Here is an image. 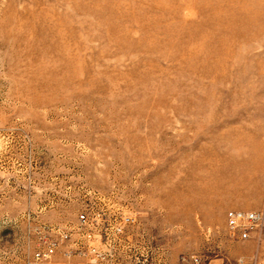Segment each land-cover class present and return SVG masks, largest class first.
<instances>
[{"label": "rangeland", "instance_id": "1", "mask_svg": "<svg viewBox=\"0 0 264 264\" xmlns=\"http://www.w3.org/2000/svg\"><path fill=\"white\" fill-rule=\"evenodd\" d=\"M263 206L264 0H0V264H91L87 212L162 264H264L226 222Z\"/></svg>", "mask_w": 264, "mask_h": 264}, {"label": "built area", "instance_id": "2", "mask_svg": "<svg viewBox=\"0 0 264 264\" xmlns=\"http://www.w3.org/2000/svg\"><path fill=\"white\" fill-rule=\"evenodd\" d=\"M98 204H105L104 198L95 195ZM87 213L80 216L81 226L91 225L95 230L84 233L85 246L80 242L76 251L66 252V256L79 255L90 261L91 264H162L155 255L159 248L153 247L144 232L132 231L138 225L136 216L132 214L121 217H112L107 225L97 229L103 218L101 213H95L93 218ZM229 237L233 240L264 243V206L257 211L231 210L226 214ZM59 245L68 242L71 235L58 230ZM57 243H52L47 250L38 252V260H50ZM154 262V263H153ZM180 264H204L199 256H183Z\"/></svg>", "mask_w": 264, "mask_h": 264}, {"label": "bare ground", "instance_id": "3", "mask_svg": "<svg viewBox=\"0 0 264 264\" xmlns=\"http://www.w3.org/2000/svg\"><path fill=\"white\" fill-rule=\"evenodd\" d=\"M247 36V35H246ZM248 40V39H247ZM246 41V40H245ZM206 167V166H204ZM236 168V167H235ZM241 170V169H240ZM235 181V182H234ZM247 184V180L246 179H242V180H239V181H236L235 179L233 180V182L231 183V187H232V190H237V188H242L244 185Z\"/></svg>", "mask_w": 264, "mask_h": 264}, {"label": "crops", "instance_id": "4", "mask_svg": "<svg viewBox=\"0 0 264 264\" xmlns=\"http://www.w3.org/2000/svg\"><path fill=\"white\" fill-rule=\"evenodd\" d=\"M236 241H239V240H236ZM245 242H253V241H245ZM239 257V256H238ZM236 259V258H235ZM244 259H245V256L243 257V258H238L237 259V263L236 264H243L245 261H244ZM209 264H224L223 262H215V263H213V262H211V263H209ZM245 264V263H244Z\"/></svg>", "mask_w": 264, "mask_h": 264}]
</instances>
